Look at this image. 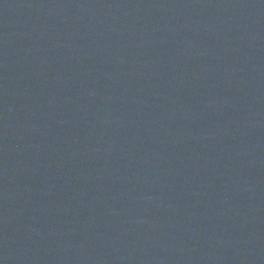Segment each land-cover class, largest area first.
Listing matches in <instances>:
<instances>
[{"label": "water", "instance_id": "obj_1", "mask_svg": "<svg viewBox=\"0 0 264 264\" xmlns=\"http://www.w3.org/2000/svg\"><path fill=\"white\" fill-rule=\"evenodd\" d=\"M0 264H264V0H0Z\"/></svg>", "mask_w": 264, "mask_h": 264}]
</instances>
